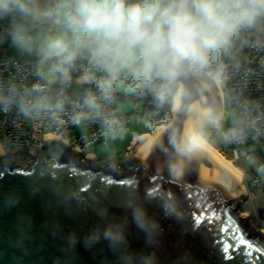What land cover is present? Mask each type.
<instances>
[{"label":"water","instance_id":"95a60500","mask_svg":"<svg viewBox=\"0 0 264 264\" xmlns=\"http://www.w3.org/2000/svg\"><path fill=\"white\" fill-rule=\"evenodd\" d=\"M203 103L221 105L216 85ZM189 122L178 110L133 136L121 172L57 137L37 141L27 167L0 158V264H264V230L239 208L242 177L203 143L174 150L173 131ZM113 225L123 242L104 237Z\"/></svg>","mask_w":264,"mask_h":264},{"label":"clouds","instance_id":"9594fccd","mask_svg":"<svg viewBox=\"0 0 264 264\" xmlns=\"http://www.w3.org/2000/svg\"><path fill=\"white\" fill-rule=\"evenodd\" d=\"M4 17L49 29L39 52L50 62L49 71L65 80L86 56L90 69L82 80L97 90L83 99L89 109H98L116 81L129 77L158 105L189 113V125L171 137L176 153L184 156L201 147L207 127H219L220 114L203 103V94L224 78V66H214L215 59L241 31L264 24V0H0ZM12 34L15 43L32 51L34 38L25 23L14 22ZM6 102L0 97V104ZM103 235L112 244L125 239L118 225Z\"/></svg>","mask_w":264,"mask_h":264},{"label":"built area","instance_id":"2783aa9c","mask_svg":"<svg viewBox=\"0 0 264 264\" xmlns=\"http://www.w3.org/2000/svg\"><path fill=\"white\" fill-rule=\"evenodd\" d=\"M14 22L25 23L31 35L41 30L40 26L19 18L15 21L12 17L0 18V97L7 101L0 104L1 160L27 167L35 143L45 137H57L70 148L79 150L84 161L89 155L84 148L102 140L108 129L125 125L127 114L117 109L114 89L109 98L98 101V109H89L83 104L89 92H97L93 82H76L90 69L86 56L75 62L67 80L59 75L55 83L44 78L33 55L34 43L32 51L18 45L19 56H10L8 44L14 41ZM215 64H222L225 71L221 84L216 85L221 98V120L219 127L211 126V129L220 138L218 149L242 171L241 185L247 195L244 203L254 205L257 198L254 189L264 190V24L258 27L257 38L249 40L243 48L240 63L219 59ZM95 74L101 75L98 71ZM118 81L136 89L129 77ZM138 91L153 95L147 89ZM145 114L155 129L156 125L166 126L175 112L170 105L156 102ZM18 149L23 150L20 158L14 154ZM98 161L117 172L129 167ZM244 162L250 167H245ZM258 220L264 230V218L258 217Z\"/></svg>","mask_w":264,"mask_h":264},{"label":"crops","instance_id":"0c3cea01","mask_svg":"<svg viewBox=\"0 0 264 264\" xmlns=\"http://www.w3.org/2000/svg\"><path fill=\"white\" fill-rule=\"evenodd\" d=\"M47 27H41V30L33 34V43L37 50V44L41 43L47 35L45 33ZM39 48V45H38ZM222 51L217 55L215 60H219ZM18 57V56H16ZM39 68L47 82L55 83L59 74L49 71L50 62L41 59ZM82 77L76 79L77 83L82 82ZM136 89L126 86L121 81L114 85V99L117 109L127 114V123L120 127H112L107 130L102 140L97 141L91 146V151L87 153L94 155L100 160H107L109 164L115 165L121 163L124 167L127 165L125 160L126 147L133 136L138 134H151L153 125L147 120L145 111L147 104V96L135 94ZM145 117V120L144 118ZM115 160V161H114ZM114 161V162H113Z\"/></svg>","mask_w":264,"mask_h":264},{"label":"rangeland","instance_id":"374dc122","mask_svg":"<svg viewBox=\"0 0 264 264\" xmlns=\"http://www.w3.org/2000/svg\"><path fill=\"white\" fill-rule=\"evenodd\" d=\"M36 44H37L36 45L37 46V50L35 49V52H34L33 55L36 58V62L38 64V66H39L40 65L39 63L41 62V59H42L41 58V54L39 52V48H38V45L40 44V42H39V44L36 42ZM8 46H9L10 56H12V57L19 56V49H18L19 47H18L17 43H15L14 41H11L8 44ZM220 107H221V105L217 106V108L215 107L214 110L216 112L220 111L219 110ZM143 118L145 120V117H143ZM213 131L214 130L211 129V126L206 128V130H205L206 135H205V139H204L203 142H205V143L211 145L212 147L218 149V146H219L218 144H219L220 138H219V136L217 134L213 133ZM223 144L225 145V143H223ZM91 149H92L91 146L87 145L84 148V151H85V153H87L88 151H91ZM14 154H15V156L17 158H20L23 155V150L22 149H18V150L15 151ZM243 165L245 167H247V168L250 167V165H248V162H244ZM254 191L257 194V198L255 199L254 205H250L249 203H244V202L239 205V208L241 209V211L245 212V214H246V216H244L245 221H246V225L248 226V228L252 232H255L257 230H261V228H262L261 224H259V220H258V216H257V210H258L259 206L264 205V190H262L261 188H255Z\"/></svg>","mask_w":264,"mask_h":264},{"label":"trees","instance_id":"16d2710c","mask_svg":"<svg viewBox=\"0 0 264 264\" xmlns=\"http://www.w3.org/2000/svg\"><path fill=\"white\" fill-rule=\"evenodd\" d=\"M257 36H258V27L256 29H251L246 31L238 38H234L232 40L231 46L227 50L222 51L220 59L229 63H240L243 53V48L246 46L249 40L255 39L257 38ZM135 94L137 95L142 94L147 96L148 100L146 104V110L156 105V100L153 95L138 90H136ZM254 96L256 97L258 95H254ZM257 216L264 218V205L259 206L257 210Z\"/></svg>","mask_w":264,"mask_h":264},{"label":"bare ground","instance_id":"6f19581e","mask_svg":"<svg viewBox=\"0 0 264 264\" xmlns=\"http://www.w3.org/2000/svg\"><path fill=\"white\" fill-rule=\"evenodd\" d=\"M217 108V107H216ZM220 110V109H219ZM174 111V110H173ZM176 112V111H174ZM220 111H217V113H219ZM190 116V114H189ZM191 119V117H190ZM206 147H208L209 149H211L213 152L216 153V155L222 160L224 161L226 164H228L235 172H237L241 177H242V171L240 169V167H238L236 164H234L229 158H227L226 156H224L218 149L212 147L211 145L202 142ZM0 152L2 153V148L0 146Z\"/></svg>","mask_w":264,"mask_h":264},{"label":"snow or ice","instance_id":"6c2138e0","mask_svg":"<svg viewBox=\"0 0 264 264\" xmlns=\"http://www.w3.org/2000/svg\"><path fill=\"white\" fill-rule=\"evenodd\" d=\"M235 239V237H234ZM240 244H244L245 241L241 238L239 241H238ZM233 248L235 249V245H233ZM261 249L257 248V251H260ZM225 251H227V249H225ZM243 255L245 256H250L251 255V251L249 249H244L243 252H242ZM225 259H228V257H225Z\"/></svg>","mask_w":264,"mask_h":264}]
</instances>
